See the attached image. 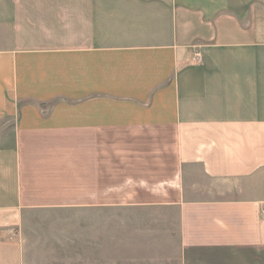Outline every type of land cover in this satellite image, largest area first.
<instances>
[{"label": "crops", "instance_id": "1", "mask_svg": "<svg viewBox=\"0 0 264 264\" xmlns=\"http://www.w3.org/2000/svg\"><path fill=\"white\" fill-rule=\"evenodd\" d=\"M64 217L87 264H264V0H0V264Z\"/></svg>", "mask_w": 264, "mask_h": 264}, {"label": "rangeland", "instance_id": "2", "mask_svg": "<svg viewBox=\"0 0 264 264\" xmlns=\"http://www.w3.org/2000/svg\"><path fill=\"white\" fill-rule=\"evenodd\" d=\"M117 214V212L115 213ZM64 220L67 222H64L63 229H61L64 233L67 235V241L64 242V248H58L59 246L56 245L55 252H51L52 256L42 259H37L38 262L40 261L41 264H87V258H86V242H85V233H86V225H79L74 226L69 221V218L64 217ZM78 231V234L82 236V241L79 243L77 242H70V233H74L76 230ZM73 230V231H72ZM117 226L112 224V231H117ZM41 245L47 244V243H40ZM48 244H54L53 242ZM79 245V251L78 253L73 249L74 246ZM56 254V255H55ZM55 255V256H54ZM117 260V259H115Z\"/></svg>", "mask_w": 264, "mask_h": 264}, {"label": "built area", "instance_id": "3", "mask_svg": "<svg viewBox=\"0 0 264 264\" xmlns=\"http://www.w3.org/2000/svg\"><path fill=\"white\" fill-rule=\"evenodd\" d=\"M193 59H194L196 62H198V63L202 62V60H203L202 54L199 53V52H196L195 55H194V57H193Z\"/></svg>", "mask_w": 264, "mask_h": 264}]
</instances>
